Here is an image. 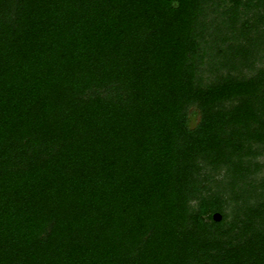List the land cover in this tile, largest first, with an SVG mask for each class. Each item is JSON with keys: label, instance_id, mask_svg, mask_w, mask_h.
I'll list each match as a JSON object with an SVG mask.
<instances>
[{"label": "trees", "instance_id": "16d2710c", "mask_svg": "<svg viewBox=\"0 0 264 264\" xmlns=\"http://www.w3.org/2000/svg\"><path fill=\"white\" fill-rule=\"evenodd\" d=\"M0 264H264V0H0Z\"/></svg>", "mask_w": 264, "mask_h": 264}, {"label": "water", "instance_id": "95a60500", "mask_svg": "<svg viewBox=\"0 0 264 264\" xmlns=\"http://www.w3.org/2000/svg\"><path fill=\"white\" fill-rule=\"evenodd\" d=\"M214 218H215L216 220H220V219L222 218V215H221L220 213H215V214H214Z\"/></svg>", "mask_w": 264, "mask_h": 264}]
</instances>
